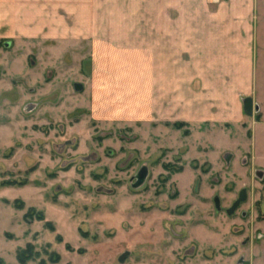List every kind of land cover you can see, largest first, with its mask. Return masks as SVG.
<instances>
[{
  "label": "rangeland",
  "instance_id": "374dc122",
  "mask_svg": "<svg viewBox=\"0 0 264 264\" xmlns=\"http://www.w3.org/2000/svg\"><path fill=\"white\" fill-rule=\"evenodd\" d=\"M222 1L0 0V264H264V7L244 80L193 52Z\"/></svg>",
  "mask_w": 264,
  "mask_h": 264
},
{
  "label": "crops",
  "instance_id": "0c3cea01",
  "mask_svg": "<svg viewBox=\"0 0 264 264\" xmlns=\"http://www.w3.org/2000/svg\"><path fill=\"white\" fill-rule=\"evenodd\" d=\"M221 4L223 9L231 6V8H228V11L234 13L227 20V28L215 27L205 30L203 34L198 33L197 37H200V42L197 43V46L200 47V50L196 49L193 52L205 54L201 62L205 64L206 68L212 62L208 56L209 53L219 57V65H222L219 68H227L230 66V63L235 62L239 66L243 62L244 66L248 69L244 80H252L254 46L255 40L258 42L257 37L259 36L254 24L255 20L258 21L259 19V9L261 6L264 7V0H226L225 2L222 1ZM193 61L194 59H192ZM233 67L231 65V68Z\"/></svg>",
  "mask_w": 264,
  "mask_h": 264
},
{
  "label": "water",
  "instance_id": "95a60500",
  "mask_svg": "<svg viewBox=\"0 0 264 264\" xmlns=\"http://www.w3.org/2000/svg\"><path fill=\"white\" fill-rule=\"evenodd\" d=\"M80 89H81V86H77V90H80ZM243 109L247 115H252L255 109L256 111H258V108L254 106L253 99L251 97L245 98V100L243 101ZM246 199H247V191L242 190L238 200H236L233 206L227 211V214L232 215L233 213H235V211L239 208L241 203L245 202ZM127 256H128V253L123 254L119 259L120 262H124ZM245 264H249V263L245 262Z\"/></svg>",
  "mask_w": 264,
  "mask_h": 264
},
{
  "label": "trees",
  "instance_id": "16d2710c",
  "mask_svg": "<svg viewBox=\"0 0 264 264\" xmlns=\"http://www.w3.org/2000/svg\"><path fill=\"white\" fill-rule=\"evenodd\" d=\"M33 251V246H29L23 252H21V254L19 255V261L21 262V264H26L28 261L34 259L32 255ZM58 261L59 260H57L56 262L58 263Z\"/></svg>",
  "mask_w": 264,
  "mask_h": 264
},
{
  "label": "flooded vegetation",
  "instance_id": "af4514ba",
  "mask_svg": "<svg viewBox=\"0 0 264 264\" xmlns=\"http://www.w3.org/2000/svg\"><path fill=\"white\" fill-rule=\"evenodd\" d=\"M241 193V192H240ZM239 196H240V194H239Z\"/></svg>",
  "mask_w": 264,
  "mask_h": 264
}]
</instances>
